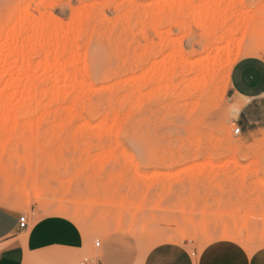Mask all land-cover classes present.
Listing matches in <instances>:
<instances>
[{
    "label": "rangeland",
    "instance_id": "rangeland-1",
    "mask_svg": "<svg viewBox=\"0 0 264 264\" xmlns=\"http://www.w3.org/2000/svg\"><path fill=\"white\" fill-rule=\"evenodd\" d=\"M16 27L31 45L0 56L25 53L6 83L0 68V162L14 171L0 173V205L67 212L87 234L83 254L36 264H143L155 250L195 263L205 251V264L226 254L218 244L264 264V97L230 85L248 48L264 57V0H0V49ZM229 37L234 54L202 88L204 59Z\"/></svg>",
    "mask_w": 264,
    "mask_h": 264
},
{
    "label": "crops",
    "instance_id": "crops-1",
    "mask_svg": "<svg viewBox=\"0 0 264 264\" xmlns=\"http://www.w3.org/2000/svg\"><path fill=\"white\" fill-rule=\"evenodd\" d=\"M230 85L234 96L240 99L255 101L264 97V57L240 59L232 67ZM22 215L28 221L25 229L19 226ZM86 244V235L68 215L56 212L40 218L30 217L0 205V264H36L44 254H83ZM215 247H226L223 248L226 254L205 264H248L241 254L230 253L235 251L232 245L218 244L209 249L215 250ZM204 252L195 263L187 254L155 250L143 264H202ZM97 264H127V259L124 254H104Z\"/></svg>",
    "mask_w": 264,
    "mask_h": 264
},
{
    "label": "bare ground",
    "instance_id": "bare-ground-1",
    "mask_svg": "<svg viewBox=\"0 0 264 264\" xmlns=\"http://www.w3.org/2000/svg\"><path fill=\"white\" fill-rule=\"evenodd\" d=\"M16 4V3H15ZM15 7V6H14ZM22 19V21H23V23H25V25H26V23L27 24H29V25H31V26H33L34 24H35V21H36V19H35V16L34 15H30V13L27 15V16H24L23 15V17L21 18ZM17 28L18 27H16L15 29H13V32H12V37L9 39V43L10 44H8V45H6V46H4V48H3V50L2 49H0L2 52L0 53V56H8L9 55V53H10V50H9V48L11 49V47H12V44H14V43H16V42H18V41H21L22 42V45H23V48H25V47H28V46H30L31 45V40H30V38H28V39H25V38H23V37H21V36H19L17 33H16V31L15 30H17ZM227 40V46L225 47V48H223L222 50H219V51H217L216 52V54L212 57V56H208L207 58H205L204 59V61H203V70H204V74H203V78L201 79V85H202V88H206L207 86H208V84H209V82L212 80H210V78H209V75L208 74H205L206 72H207V69H209L208 67H211V66H215V65H217V63H219L221 60H223V59H225V60H227V61H229L230 60V57H231V55H233L234 54V51L232 50V48H230V45H232V46H235V43H234V39L232 38V37H229V38H227L226 39ZM261 40H262V37H261ZM261 40L260 41H258L259 43L261 42ZM257 42V43H258ZM263 42V41H262ZM264 44V43H263ZM263 46V45H262ZM238 48H237V53H236V55H235V61H238V59H239V57L243 54V52H242V49H241V43H238V46H237ZM256 47H257V45H256ZM23 48H22V50L21 49H19L16 53H15V55H13V60H12V63H9V64H7L6 62H2V61H0V68H3L4 67V69H5V73H4V76H3V81L6 83L8 80V74L10 73V71H12L13 70V68H14V65H13V63L15 62V61H19V60H21L23 57H25V53L23 52ZM261 47H260V45H259V48H254V46L253 47H251L250 49L248 48V50L249 51H247V49L245 50V52L247 51V53H250V55L252 54L253 56H257L260 52H261V50H263V48L262 49H260ZM246 53V54H247ZM169 69H170V66L168 65V64H166V65H164L163 66V69H161L159 72H158V75L156 76V73H154L153 71H151V70H147L145 73H144V75H145V79H144V86L146 87V88H151L152 89V87H154L155 86V84L156 83H159L162 79H163V77L165 76V74L169 71ZM139 76H137V78H138ZM139 79V78H138ZM2 156V155H1ZM1 156H0V158H1ZM5 163V164H4ZM4 163H2V162H0V173L2 174V175H4V176H11L12 175V173L14 172L13 170H12V164L10 163V159H7V161H5ZM21 184H24V183H22L21 182ZM17 188V187H16ZM26 196H28L27 194H25ZM60 213H62V214H64V215H68V213L67 212H60ZM122 225L120 224V227H121ZM129 227H133V224H129ZM103 228V227H102ZM106 228V227H105ZM134 228V227H133ZM245 229V228H244ZM104 230V229H103ZM102 231V230H101ZM105 231V230H104ZM130 232H131V230H130ZM106 233V232H105ZM244 234V233H243ZM84 235H86V237H87V234L85 233ZM229 236L231 235V234H228ZM228 235H225V237L226 238H228L229 239V236ZM228 236V237H227ZM230 240V239H229Z\"/></svg>",
    "mask_w": 264,
    "mask_h": 264
},
{
    "label": "built area",
    "instance_id": "built-area-1",
    "mask_svg": "<svg viewBox=\"0 0 264 264\" xmlns=\"http://www.w3.org/2000/svg\"><path fill=\"white\" fill-rule=\"evenodd\" d=\"M235 133H236V134L241 133V127H236V129H235ZM19 226H20V228H22V229L27 228V226H28V221L26 220V216H25V215H22V216L20 217V219H19ZM96 247H101V242H100V241H97V242H96Z\"/></svg>",
    "mask_w": 264,
    "mask_h": 264
}]
</instances>
